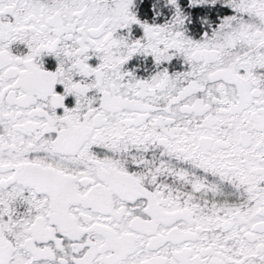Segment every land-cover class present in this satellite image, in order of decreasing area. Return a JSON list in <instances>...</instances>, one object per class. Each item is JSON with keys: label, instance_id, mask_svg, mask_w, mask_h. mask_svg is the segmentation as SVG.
Instances as JSON below:
<instances>
[{"label": "snow or ice", "instance_id": "6c2138e0", "mask_svg": "<svg viewBox=\"0 0 264 264\" xmlns=\"http://www.w3.org/2000/svg\"><path fill=\"white\" fill-rule=\"evenodd\" d=\"M0 264H264V0H0Z\"/></svg>", "mask_w": 264, "mask_h": 264}]
</instances>
